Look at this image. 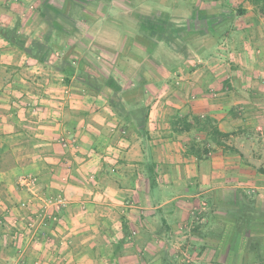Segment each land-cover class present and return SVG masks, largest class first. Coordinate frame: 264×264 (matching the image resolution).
<instances>
[{
    "label": "crops",
    "instance_id": "obj_1",
    "mask_svg": "<svg viewBox=\"0 0 264 264\" xmlns=\"http://www.w3.org/2000/svg\"><path fill=\"white\" fill-rule=\"evenodd\" d=\"M29 1L35 9L27 19L43 20L38 6L51 0ZM25 3L0 0V28L13 27L12 5ZM76 3L77 15L96 19ZM110 7L114 44L101 48L113 52V77L92 74L110 82L105 94L74 75L67 80L52 55L44 63L0 33V216L7 208L29 213L17 207L29 197L16 185L22 173L69 199L22 255L25 239L0 225V264H200L215 242L209 201L239 202L244 182L264 190V13L251 0H113ZM25 33L27 46L54 36ZM78 61L76 73L85 71ZM71 136L77 146L63 147L61 138ZM108 151L114 173L104 164ZM227 233L220 246L230 244ZM256 239L247 255L264 264L261 232Z\"/></svg>",
    "mask_w": 264,
    "mask_h": 264
},
{
    "label": "rangeland",
    "instance_id": "obj_2",
    "mask_svg": "<svg viewBox=\"0 0 264 264\" xmlns=\"http://www.w3.org/2000/svg\"><path fill=\"white\" fill-rule=\"evenodd\" d=\"M78 1L80 4L76 3ZM28 2L30 1L26 0L27 4H22V6L19 4L12 5L13 7L11 11L18 20L15 22L14 19V22H12V26L16 25L17 22L20 25L19 21L21 19L29 21V26L27 24L24 28L22 27V25H20V28L22 29V34L24 35H26L25 32H29L28 36L30 38H34L33 35H35L37 38L39 36L38 32L51 30L52 34H54V36L52 35L51 40H49L50 44L54 46L52 58H57V61L79 60L78 62H81L80 67L83 65V69L85 67V71L90 73L91 75L101 74L113 77V52L104 51L101 48L113 47L114 44L113 21H110L109 17V15L111 14L113 18V9H111L110 7V5L113 6V0H88L84 3H82V1L80 0H66V3H61V0H51V4L47 7L38 6V8H40L39 11H42V14H44L45 16L43 17V20L39 19V21L35 22H31L32 17H29V20L27 19L28 16H32L34 14L33 10L35 9V6ZM73 3H76L78 6H84L87 14L91 12L95 13L98 16L96 17V19H94L93 17L89 18L88 15L83 13V15H81L82 17H80L77 14H79L82 9H80L79 12L76 11L77 8L73 5ZM8 4L9 3L7 2L6 6L10 8V5ZM41 41L42 40H39V42ZM73 44L79 47L77 51H74V49H70V46H73ZM73 55H75L76 57H73ZM77 56H79L80 59L79 57L78 59H76ZM239 188L244 190L241 191V194H243V199L240 198L239 202L232 198V201H229V204L226 202L223 203V199H221V197H214L213 202L209 201V204L212 207L209 208L208 213L212 224L211 227L207 229V234L210 235L215 242L211 246V248L213 249L212 255H208V260L206 259V257H204L200 264H250L251 261L249 260V255H247L249 253L247 251H249V249L252 251L253 242L257 240V235L260 232L261 236H264V223L260 226L261 229H256L255 231L252 230L251 235L252 233L253 235L251 236L249 241L247 240V242L249 243L246 242V248L244 250L242 246L231 247V237L233 235H231L232 233L227 231V229L225 228L227 224L231 223L234 218L240 214L239 212H237L236 207V204L240 203L245 204V213L249 214L250 211H253L252 217L254 216L258 220H264V208L260 205L261 201L259 203V200L256 197H264V190L256 186H251V184L248 182L240 184ZM250 188H255L256 192L249 193L248 191ZM230 206L235 208L232 209ZM227 207L229 208V210ZM8 210L9 213H4L1 216H13L14 212L12 211V209L7 208V210L5 211L7 212ZM204 211L205 209L199 207L194 214L195 220L200 224L204 222ZM226 231L228 232L227 234L230 235L229 238H231L229 240L230 244L220 246L221 244L217 242L222 237L223 232ZM204 232L206 231L204 230ZM242 252H245V254ZM243 254L246 257L244 259H241V255L243 256ZM182 264H190V262L184 261Z\"/></svg>",
    "mask_w": 264,
    "mask_h": 264
},
{
    "label": "built area",
    "instance_id": "obj_3",
    "mask_svg": "<svg viewBox=\"0 0 264 264\" xmlns=\"http://www.w3.org/2000/svg\"><path fill=\"white\" fill-rule=\"evenodd\" d=\"M60 143L65 148L76 147L77 140L75 137H63ZM113 157L115 155L113 154ZM104 161L106 171L108 173L116 172L115 162L112 161V153L107 152ZM93 180H96L94 174L91 175ZM39 176L33 173H22L16 179V185L24 190L29 197L18 204V208L28 210L29 213L25 216L22 213H13L12 215H3L0 217V225L5 230H15V234L19 238L26 241L25 247L22 248V255L27 248L40 241L43 232L49 225V222L57 219L59 212L69 204V199L58 194H47L40 189ZM249 193L256 192L255 188H250ZM6 213H9V210Z\"/></svg>",
    "mask_w": 264,
    "mask_h": 264
},
{
    "label": "trees",
    "instance_id": "obj_4",
    "mask_svg": "<svg viewBox=\"0 0 264 264\" xmlns=\"http://www.w3.org/2000/svg\"><path fill=\"white\" fill-rule=\"evenodd\" d=\"M251 2L262 12L264 13V0H251ZM20 25L19 23L16 24L13 27H1L0 33L11 43L14 45H17L21 48H23L25 51L29 53L33 58H36L40 61H43L44 63L48 62L50 60L51 55L54 52V46H52L49 41L46 42H36L32 43L29 46L26 45V38L22 32H19ZM55 68L59 69L60 71L64 72L66 74L67 80H69V76H75L79 81H81L85 86L95 89L96 91H99L103 94L106 92V88L109 87L110 82H106L102 84L97 77L92 76L90 73L86 71L79 70L76 73V68L73 67L71 60H58L55 64ZM76 73V74H75ZM114 102V99H113ZM116 102V101H115ZM117 103V102H116ZM243 204V203H242ZM245 207V204H243ZM245 209L243 212H239L240 214L234 218L236 221H243V225L241 229L234 228L231 247L232 246H242L243 250L246 248V242L248 236L251 234L252 230H255L256 228L254 223H261V225L264 223V220H258L253 215V211H250L249 214L245 213ZM257 214V213H256ZM264 215V214H263ZM260 225V226H261ZM258 224L256 225V227ZM226 229V228H225ZM231 228H228L227 231H230ZM228 240L231 238L230 235L227 236ZM227 240V238H226ZM253 248L255 247L254 244L252 245ZM234 248V247H233ZM232 250V249H231Z\"/></svg>",
    "mask_w": 264,
    "mask_h": 264
}]
</instances>
